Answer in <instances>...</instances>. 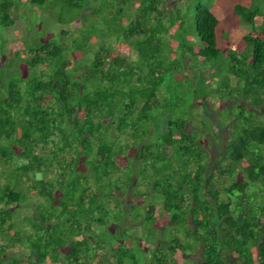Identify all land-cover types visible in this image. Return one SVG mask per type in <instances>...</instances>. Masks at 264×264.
Segmentation results:
<instances>
[{
  "label": "trees",
  "instance_id": "1",
  "mask_svg": "<svg viewBox=\"0 0 264 264\" xmlns=\"http://www.w3.org/2000/svg\"><path fill=\"white\" fill-rule=\"evenodd\" d=\"M55 1L69 40L0 67V264H264V0L236 52L202 1Z\"/></svg>",
  "mask_w": 264,
  "mask_h": 264
},
{
  "label": "rangeland",
  "instance_id": "2",
  "mask_svg": "<svg viewBox=\"0 0 264 264\" xmlns=\"http://www.w3.org/2000/svg\"><path fill=\"white\" fill-rule=\"evenodd\" d=\"M5 1V0H0ZM15 2V11L13 13V18L15 19V24L10 27H1L0 26V67L2 62L5 63H18V57L14 53V51H24L27 45H34L36 42L41 41L44 37L46 38H61L64 40V44L69 39L63 38V31L69 28H73V24L70 23L68 13V9L61 6L60 2H56L55 0H48V7L33 5L30 3V0H13ZM197 1H202L207 4L214 13L217 14L220 18V25L218 27V36L220 40V44H225L228 46L232 52L238 49L244 50L247 47L246 42L242 41V36L245 32H249L252 28V25L243 23L240 16H238L234 10L233 6L235 3H241L243 5L248 6L252 0H186L182 5L184 6V10L188 8L190 5L191 8L194 7V3ZM98 6L101 5L107 11L108 9H117V5L114 3V0H97L95 2ZM193 10V8H192ZM190 14H193L190 12ZM109 16V15H107ZM259 21V20H258ZM76 24V23H75ZM74 24V26H75ZM258 24V23H257ZM100 25V22L98 23ZM101 26V25H100ZM102 28V27H99ZM109 29L111 31L110 26L106 27V31ZM248 29V31H247ZM103 30V29H102ZM52 35H48V34ZM225 33H228L225 35ZM73 35V34H72ZM69 38L71 37L68 36ZM67 37V38H68ZM197 47L202 46L201 42H197ZM117 50L129 51V49L124 45L116 46ZM95 51V49H94ZM92 54V53H91ZM132 56L135 58L137 56L136 52L131 51ZM93 55V54H92ZM176 63V62H174ZM206 91H210L209 87H204ZM202 86H199L200 91H204ZM201 112L202 110L199 109ZM208 113V112H207ZM208 126V125H207ZM229 132L227 129H223L221 144L218 150H222L224 143L228 138ZM124 164L126 163V159L122 160ZM32 201H35L34 196H31ZM136 201L137 205H142V198H130V195L126 197L125 203ZM162 199L156 196L149 197L145 202L161 203ZM24 206V207H23ZM22 208H18L15 210L14 218L18 221V225L20 228L30 227L28 224H23L22 216L23 214L28 215L33 218L34 212L30 209H26V206L23 205ZM34 207V204L30 206ZM22 209V210H21ZM21 210V211H20ZM162 211V206L157 205L156 207V215H159ZM20 220V221H19ZM25 223V222H24ZM169 223L168 213L164 212V217H161L158 220V224H167ZM104 229V228H103ZM102 229V230H103ZM131 232V231H130ZM129 242V241H128ZM146 246V245H145ZM176 259L178 264H184L183 255L178 253L176 255ZM50 264H53L50 262Z\"/></svg>",
  "mask_w": 264,
  "mask_h": 264
},
{
  "label": "flooded vegetation",
  "instance_id": "3",
  "mask_svg": "<svg viewBox=\"0 0 264 264\" xmlns=\"http://www.w3.org/2000/svg\"><path fill=\"white\" fill-rule=\"evenodd\" d=\"M146 250H149V248H146ZM176 257V256H175Z\"/></svg>",
  "mask_w": 264,
  "mask_h": 264
}]
</instances>
